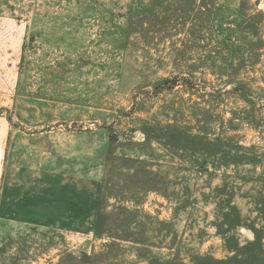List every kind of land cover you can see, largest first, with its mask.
<instances>
[{"label":"rangeland","instance_id":"rangeland-1","mask_svg":"<svg viewBox=\"0 0 264 264\" xmlns=\"http://www.w3.org/2000/svg\"><path fill=\"white\" fill-rule=\"evenodd\" d=\"M0 93V264H264V0H0ZM14 96L105 140L94 214L12 213Z\"/></svg>","mask_w":264,"mask_h":264},{"label":"crops","instance_id":"crops-1","mask_svg":"<svg viewBox=\"0 0 264 264\" xmlns=\"http://www.w3.org/2000/svg\"><path fill=\"white\" fill-rule=\"evenodd\" d=\"M41 100L13 97L15 114L22 113L17 104L24 103L26 115L32 118L31 123L26 121V124L35 126L28 128L21 121L25 127L15 126L8 131L9 208L12 213L24 215L94 214L98 178H101L107 157L106 142L103 139L97 144L96 134L92 133L70 134L57 127L42 129L45 124L64 121L73 110H67L61 102ZM82 163L83 170L80 169ZM40 222L45 223L42 219Z\"/></svg>","mask_w":264,"mask_h":264}]
</instances>
